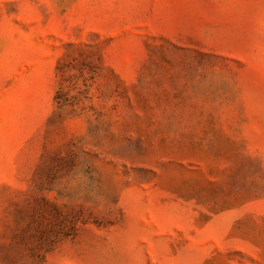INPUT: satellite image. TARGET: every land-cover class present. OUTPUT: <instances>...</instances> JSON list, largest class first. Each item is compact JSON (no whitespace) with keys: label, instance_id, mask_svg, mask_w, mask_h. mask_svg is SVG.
I'll return each mask as SVG.
<instances>
[{"label":"rangeland","instance_id":"rangeland-1","mask_svg":"<svg viewBox=\"0 0 264 264\" xmlns=\"http://www.w3.org/2000/svg\"><path fill=\"white\" fill-rule=\"evenodd\" d=\"M0 264H264V0H0Z\"/></svg>","mask_w":264,"mask_h":264}]
</instances>
